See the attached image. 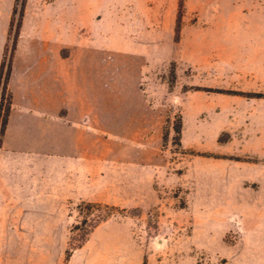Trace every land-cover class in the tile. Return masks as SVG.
Instances as JSON below:
<instances>
[{
	"label": "rangeland",
	"instance_id": "1",
	"mask_svg": "<svg viewBox=\"0 0 264 264\" xmlns=\"http://www.w3.org/2000/svg\"><path fill=\"white\" fill-rule=\"evenodd\" d=\"M63 17L64 127L93 133V195L120 181L125 198L61 199L64 154L42 159L40 191L13 169L0 264H67L106 221L144 264H264V0H79Z\"/></svg>",
	"mask_w": 264,
	"mask_h": 264
},
{
	"label": "crops",
	"instance_id": "2",
	"mask_svg": "<svg viewBox=\"0 0 264 264\" xmlns=\"http://www.w3.org/2000/svg\"><path fill=\"white\" fill-rule=\"evenodd\" d=\"M15 4L16 0H0V66ZM78 6L79 0H27L9 83L12 110L0 147L1 152L15 155H11L12 160L1 157L0 179L10 184L9 176L15 173L12 170L19 169L27 179L26 188L19 192L29 194L33 184H36L34 191H40V184L31 178L39 173L46 153L56 152L67 158L59 162L61 168L70 167L59 175L56 192L61 199L101 200L121 205L126 184L120 181L116 187H106L108 194L103 197L93 195L95 171L89 154L94 147L93 133L89 143L88 134L64 127V104H70L73 97L71 90L64 95V88L72 84L66 80L68 70L63 65V40L67 36L63 8ZM77 24V20L70 22L71 40L78 35ZM80 154L86 160H80ZM118 173L125 178V170ZM113 190L115 194H111ZM67 264H144V253L125 224L106 221L72 253Z\"/></svg>",
	"mask_w": 264,
	"mask_h": 264
},
{
	"label": "trees",
	"instance_id": "3",
	"mask_svg": "<svg viewBox=\"0 0 264 264\" xmlns=\"http://www.w3.org/2000/svg\"><path fill=\"white\" fill-rule=\"evenodd\" d=\"M26 3L27 0H16L10 25L9 40L6 45L4 57L0 66V147L3 142L10 113L12 110L13 94L9 88V83L13 70L14 56L17 49L18 40L21 34L23 19L26 10ZM179 20L181 21V18H179ZM174 130L176 133V144L181 145L182 121H179V123L175 125ZM167 138L168 136L165 137V140H167ZM94 205L99 206L100 204H89V206ZM98 221L100 223L101 221H103V218ZM89 234L90 232H85L83 238L85 239V237Z\"/></svg>",
	"mask_w": 264,
	"mask_h": 264
}]
</instances>
